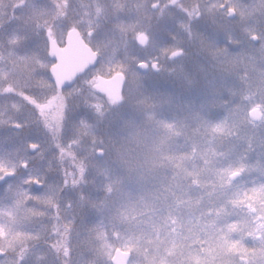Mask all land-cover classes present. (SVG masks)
<instances>
[{
  "label": "snow or ice",
  "instance_id": "obj_1",
  "mask_svg": "<svg viewBox=\"0 0 264 264\" xmlns=\"http://www.w3.org/2000/svg\"><path fill=\"white\" fill-rule=\"evenodd\" d=\"M0 264H264V0H0Z\"/></svg>",
  "mask_w": 264,
  "mask_h": 264
}]
</instances>
